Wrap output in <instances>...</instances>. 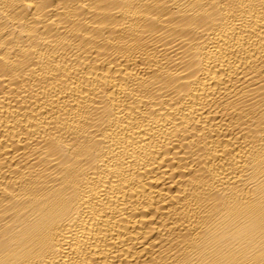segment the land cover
Returning <instances> with one entry per match:
<instances>
[{
	"label": "bare ground",
	"instance_id": "1",
	"mask_svg": "<svg viewBox=\"0 0 264 264\" xmlns=\"http://www.w3.org/2000/svg\"><path fill=\"white\" fill-rule=\"evenodd\" d=\"M0 264H264V0H0Z\"/></svg>",
	"mask_w": 264,
	"mask_h": 264
}]
</instances>
